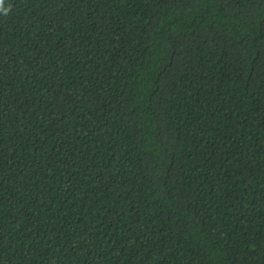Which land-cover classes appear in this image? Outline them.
I'll return each instance as SVG.
<instances>
[{"label": "trees", "instance_id": "trees-1", "mask_svg": "<svg viewBox=\"0 0 264 264\" xmlns=\"http://www.w3.org/2000/svg\"><path fill=\"white\" fill-rule=\"evenodd\" d=\"M0 264H264V0H0Z\"/></svg>", "mask_w": 264, "mask_h": 264}]
</instances>
